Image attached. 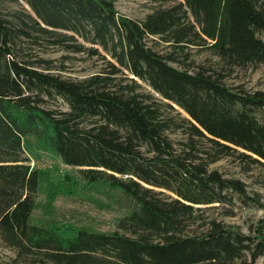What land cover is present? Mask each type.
Segmentation results:
<instances>
[{
	"label": "trees",
	"instance_id": "1",
	"mask_svg": "<svg viewBox=\"0 0 264 264\" xmlns=\"http://www.w3.org/2000/svg\"><path fill=\"white\" fill-rule=\"evenodd\" d=\"M22 1L33 14L10 22L0 12V246L18 263L257 264L264 219L257 236L215 221L193 228L192 219L195 206L233 204L235 196L252 203L244 182L210 167L226 157L264 165V91L225 82L236 68L264 65V0H183L143 20L120 15L114 0ZM76 36L98 46L92 56L106 61L102 49L111 57L108 71L67 80L17 53L19 39L44 37L86 52ZM150 36L173 52H155ZM192 45L216 55L220 70L171 65L177 53L188 59ZM52 99L68 110L51 107ZM175 106L187 117L174 116ZM178 132L185 137L175 142ZM26 137L79 168L88 185L119 188L138 208L111 234L32 224L39 171L24 156Z\"/></svg>",
	"mask_w": 264,
	"mask_h": 264
},
{
	"label": "rangeland",
	"instance_id": "2",
	"mask_svg": "<svg viewBox=\"0 0 264 264\" xmlns=\"http://www.w3.org/2000/svg\"><path fill=\"white\" fill-rule=\"evenodd\" d=\"M183 0H114L117 12L125 17L143 20L148 14L159 8L169 7ZM0 12L10 22H14V14L31 13L30 6L22 0H0ZM16 23V22H15ZM62 35H73L71 32H61ZM264 39V35L260 34ZM78 43L86 49L84 53H72L65 50V45H52V39L44 37L35 44L19 39L17 44L20 50L17 53L29 60L39 70L52 73L67 80L81 81L99 72L109 70L107 61L113 62L111 57L99 49L102 56H92L91 50L98 46L84 41L76 36ZM147 45L155 52L166 55L173 52V48L158 36H150ZM176 54V53H175ZM178 63H171L182 70H197L203 66L209 70H220V59L211 51L202 46L192 45L186 49L185 54L177 53ZM42 61L48 62L43 63ZM51 66L52 70H44ZM125 74L132 78L127 71ZM232 88L243 87L248 91H264V65H248L236 68L225 80ZM142 92L150 94L163 101L148 84L139 81ZM54 108L68 110V106L60 99L49 100ZM174 116L187 117L178 107ZM170 137L179 142L184 140L182 132L171 134ZM24 156L29 159L28 165L39 171V187L36 198V207L31 216V223L45 227H66L74 230H87L111 234L118 230L119 221L130 215L138 208V203L131 196L119 188L100 182L97 185H88L81 177L79 168L71 167L53 153L38 148L32 137L24 139ZM211 170H218L224 178L239 179L247 186V195L252 203L246 204L234 197L233 204H211L195 206L199 211L194 213L193 228L211 221L221 223L227 228L239 231L245 235L257 236L261 231V221L264 219V165L242 162L236 157H226L211 165ZM168 196L172 194L165 192ZM251 198L260 201L255 204ZM16 253L13 250L0 246V263L2 264H33L18 263L15 261ZM257 264H264V257Z\"/></svg>",
	"mask_w": 264,
	"mask_h": 264
}]
</instances>
